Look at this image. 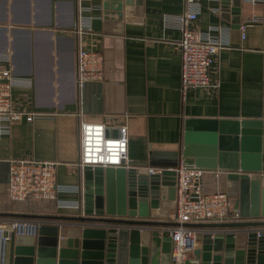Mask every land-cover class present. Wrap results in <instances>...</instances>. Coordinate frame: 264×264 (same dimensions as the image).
Returning <instances> with one entry per match:
<instances>
[{
	"label": "crops",
	"instance_id": "1",
	"mask_svg": "<svg viewBox=\"0 0 264 264\" xmlns=\"http://www.w3.org/2000/svg\"><path fill=\"white\" fill-rule=\"evenodd\" d=\"M139 1L131 9V17L116 25L111 11L102 8L109 1L0 0V67L30 81L29 87L11 90L14 106L44 114L30 123L12 124L8 135L0 138V185L6 184L11 161L30 159L56 162L55 183L75 188L74 192L58 193L52 202H12L5 188L1 189L0 215L82 216L81 168L77 166L80 123L103 124L110 128L108 135L125 126L127 162L121 168L156 169V173L161 171L157 165H176L185 147L191 154L198 153L185 157L187 162L209 159L207 153L219 137L218 121L264 123V0L255 4L239 0L236 16L231 13V0L224 4L198 0L200 10L191 28L204 33L222 27L227 45L211 67L215 88L188 89L184 95L177 46L180 33L173 23L165 22L184 12L183 1ZM79 14L91 19V31H77ZM78 49L97 51L103 60V80L80 90L75 86ZM245 155L251 156L252 151ZM199 169L203 170V193H226L225 172ZM229 199L236 210L235 200ZM71 204L76 208L60 207ZM169 205L166 218L154 221L173 225L169 221L173 201ZM248 221L254 220L228 217L187 223L196 232L197 246L183 264H197L194 252L204 233L239 230L243 238L246 230H264L206 225ZM60 223L64 239L74 229V222ZM168 226L158 227V234L166 239L159 244L157 264H169ZM8 249L9 242L7 259Z\"/></svg>",
	"mask_w": 264,
	"mask_h": 264
},
{
	"label": "water",
	"instance_id": "2",
	"mask_svg": "<svg viewBox=\"0 0 264 264\" xmlns=\"http://www.w3.org/2000/svg\"><path fill=\"white\" fill-rule=\"evenodd\" d=\"M104 1L109 3L104 2L102 8L111 11L116 25L128 20L131 9L140 4L139 0ZM231 2V13L236 16L239 0ZM218 125L219 137L207 153L209 159L195 158L191 164L225 172V194L235 200L238 217L254 221L206 226L264 228V123L224 120ZM249 150L252 155H245ZM196 154L185 147L182 156ZM175 166L157 165L158 173L121 167L97 172L83 167L82 216L0 215L52 222L40 225L35 236H11L7 264H157L159 244L166 239L158 234V227L170 224L154 220L166 218L171 209L175 181L171 170ZM4 188L3 183L0 190ZM65 221L74 222L75 230H68L71 234L63 239L60 222ZM239 234V230L204 233L194 252L197 264H264V230L258 236L254 230L244 231L243 238Z\"/></svg>",
	"mask_w": 264,
	"mask_h": 264
},
{
	"label": "built area",
	"instance_id": "3",
	"mask_svg": "<svg viewBox=\"0 0 264 264\" xmlns=\"http://www.w3.org/2000/svg\"><path fill=\"white\" fill-rule=\"evenodd\" d=\"M184 12L175 17H167L165 22L173 23L180 33L178 51L180 55V91L188 89H212L215 83L210 79L211 67L219 51L227 45V32L222 27H213L201 33L191 28L200 10L198 0H182ZM215 1L218 0H209ZM250 4L262 0H247ZM82 11V9H81ZM216 13L217 9H211ZM80 13V12H79ZM252 21V20H251ZM91 19L79 14L77 31L89 32ZM241 38H243V27ZM211 33H214L212 35ZM103 80V60L99 52L78 49L76 54L77 90L86 84ZM30 81L0 67V138L8 135L10 126L15 123H30L43 113L17 109L11 90L15 87H29ZM110 128L99 123L79 124V157L77 166L90 169L118 168L127 162V130L125 126L116 128L115 135H108ZM57 163L49 160H14L9 163L5 195L9 201H56L58 193L74 192L55 183ZM156 169H147L156 173ZM175 174L174 208L169 216L173 224L167 227L171 242L169 264H183L187 254L195 248L196 232L186 224L209 220L223 221L228 217L237 218L231 200L224 192L203 193L201 177L203 170L196 168L180 155ZM159 172V171H158ZM76 208L75 204L60 205ZM50 221L33 219L0 218V264H6L7 244L11 236H35L40 225H50ZM258 236V231H256Z\"/></svg>",
	"mask_w": 264,
	"mask_h": 264
}]
</instances>
